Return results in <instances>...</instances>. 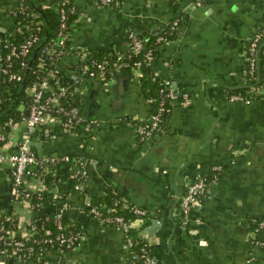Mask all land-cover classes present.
<instances>
[{
  "label": "crops",
  "instance_id": "0c3cea01",
  "mask_svg": "<svg viewBox=\"0 0 264 264\" xmlns=\"http://www.w3.org/2000/svg\"><path fill=\"white\" fill-rule=\"evenodd\" d=\"M12 2L0 0V57L4 36L19 35ZM69 2L76 15L68 52L52 64L64 85L80 94L82 120L70 128L52 123L53 138L28 133L19 120L0 141V152L9 153L27 135L39 142L30 144L36 157L59 160L45 182L58 197L31 208L13 193L8 168L0 163V217H13L10 231L20 236L31 218L60 207L64 223L77 226L82 237L60 253L46 247L42 256L24 260L0 254V264H127L122 230L91 215L85 205L109 206L114 199L145 211L132 226L155 264H264V36L257 44L255 79L243 72L244 46L264 29V0H178L173 10L168 0H121L115 8ZM169 20L177 23L175 36L158 44L149 66L187 92L189 101L167 102L163 131L141 138L134 125L120 120L139 122L150 111L136 69L113 70L103 79L83 74L79 59L82 51L89 57L97 50L124 52L127 27L157 30ZM117 71L131 76L116 81ZM233 94L239 98L230 99ZM76 157L86 170L77 189L71 177ZM198 177L206 190L184 214L179 199L186 183ZM26 184L34 188L38 180L27 176ZM256 219L257 236L248 228Z\"/></svg>",
  "mask_w": 264,
  "mask_h": 264
},
{
  "label": "built area",
  "instance_id": "2783aa9c",
  "mask_svg": "<svg viewBox=\"0 0 264 264\" xmlns=\"http://www.w3.org/2000/svg\"><path fill=\"white\" fill-rule=\"evenodd\" d=\"M15 1V0H14ZM94 4L99 6H112L113 3L118 4L117 0H89ZM69 3L67 8L64 4ZM51 7L58 14V30L54 37L41 48V53L45 54L48 59L52 61L56 58L65 55L68 52L67 49V38L69 28L72 24V20H68L67 13H76V8L69 2V0H57ZM11 15L15 18V23L18 27L19 35L21 36L20 43H12L6 39L2 40V48H6V52L0 57V75H4L5 80H19L21 78V73L18 71L10 70L7 66L8 62L2 63L3 59H8L11 56L25 55L39 40V37L30 28L31 22L20 23L23 17L24 8L22 5V0H17V9L10 10ZM68 20V21H67ZM129 36V49L124 52H117L110 55L112 58L110 60V69L118 70L122 69L127 62L124 61L123 56L130 53H137L141 48V41L136 38L132 33ZM264 36V29L255 32L250 41L248 42L247 49H244V57L246 60V65L244 68V74L248 78L255 79V65H256V52L258 49V42L261 37ZM156 39H160L158 36ZM153 53L150 50L144 51L141 59L132 62V69H136L138 72V66L141 63H150ZM44 61V56L39 55L37 57V66L40 67ZM108 58L101 56V58L90 59L85 51L81 52L79 59L78 68L80 71L87 75L93 76L97 75L103 79L108 77V72H106V64ZM19 67H23L25 62L23 59L19 60ZM1 77V76H0ZM3 78V77H2ZM152 81L157 82L156 92L158 93L159 102L155 107V110L149 114V117L136 123L134 125V130L136 134L145 138L151 134L163 131V126H161V114L169 107L166 105L167 102L174 99H180L182 103H188L189 94L185 91H180L174 89L167 79L158 77L155 72L152 71L150 75ZM50 91L48 95H45L47 91ZM74 90L64 83H60L58 79H55L53 83H47L45 78L31 80L25 86V91L31 95V101L28 104L27 111L25 115L21 116L20 121H23L26 131L28 133H39L43 137L53 138L54 132L51 129V124L59 122L64 128H70L78 124L82 117L79 112L77 105L64 106L59 102V95L65 93L66 91ZM230 99L239 98L238 94L230 95ZM151 97H146V102H151ZM168 104V103H167ZM21 107V105H20ZM12 120L8 118L3 125L0 126V141L4 140L6 137L7 129L5 125H10ZM67 157H64L66 159ZM75 168L71 173L72 187L77 189L82 186V183L86 177V170L84 169L83 160L79 157L74 158ZM57 160L54 157L39 158L36 157L33 150L31 149L29 138L25 135L22 139L15 143V147L9 153L0 152V163H4L8 168V173L10 177V183L12 191L18 197L24 199L28 205L32 208L33 204L29 201V195L32 192H37L41 189H45L44 174L49 173L51 176L55 175L54 164ZM219 168L218 165L214 166ZM27 176H35L38 180V186L31 188L26 184ZM206 190V185L203 178L198 177L191 179L185 185V191L179 199V209L182 213H186L188 209L194 205L199 195H203ZM58 195H53L52 198L55 199ZM115 201L113 202V204ZM87 211L100 219L103 222H111L115 226L119 227L124 233V238L128 248V262L127 264H155L154 258L150 255L146 242L140 243L137 249L134 250L132 244L134 240L132 237L127 235L128 228L132 226V220H123L122 216L119 214H102L94 205L90 204L89 201L85 202ZM113 205L105 207V211H111ZM133 212L137 215L145 214V211L140 208H132ZM62 208L58 207L55 211V216L53 218V223L56 228V232L53 234H46L41 237H33L39 228L38 223H34L31 219L27 222L25 226V231L22 235L15 236L12 231H4L3 225L0 224V254L5 257H15L16 259L24 260L30 258L32 255L42 256L44 254V249L46 247L54 248L59 252H64L67 249L75 246L81 239L82 234L80 231L67 229V223H64L61 217ZM262 225V221L258 226ZM66 230V231H64ZM257 230L255 227L254 231ZM38 242V246H33L28 244V242ZM54 246V247H53ZM45 262H47L45 260Z\"/></svg>",
  "mask_w": 264,
  "mask_h": 264
},
{
  "label": "trees",
  "instance_id": "16d2710c",
  "mask_svg": "<svg viewBox=\"0 0 264 264\" xmlns=\"http://www.w3.org/2000/svg\"><path fill=\"white\" fill-rule=\"evenodd\" d=\"M57 0H22V5L24 8V15L22 19L20 20V23H28L31 22L30 28L32 31L39 37V40L45 35V38L41 41L39 44L35 54L32 56V49L25 54V55H17V56H11L8 59H3L2 63L8 62L9 65L7 66L10 70L18 71L21 73V78L19 80H5L4 75H0V126L4 124V122L10 118L12 120V123H15L21 119V116L25 115L27 111L28 104L31 101V95L28 94L25 91V86L28 84L31 80L34 79H41L45 78L47 80V83L51 84L54 82L55 79H58L60 83L63 84V76L61 72H55L53 68V61L52 59H48L45 54L41 53V48L47 45V43L54 37L58 30V14L57 12L51 7V5ZM116 3L112 4V7H118L120 6L121 0H117ZM170 4V9H175L178 5V0H168ZM70 5L69 3L64 4L65 8ZM17 9V0H13L12 4L10 5V10H16ZM11 13V12H10ZM76 13H67L68 20L74 19ZM67 20V21H68ZM177 30V23L172 24V22L169 20L166 25L163 27L157 29V30H150L147 31L144 28L141 29H134L132 27H127L124 31L125 36L128 38L129 41V33H132L136 38H138L141 41V48L137 53H130V55L127 54L129 52L127 49L126 54L123 56L124 61L127 62V65H125L122 70H131L132 69V62L138 59H141L142 54L146 50H150L154 54L157 51L158 44L167 41L175 36ZM158 36H160V39H156ZM4 39L11 41L12 43H20L21 36L17 35L15 37L10 36H4ZM38 40V41H39ZM37 41V42H38ZM36 42V43H37ZM248 43V41H247ZM245 44L244 49H247V45ZM6 52V48L1 49V56H3ZM39 55L44 56V61L40 67L37 66V57ZM101 56H104L108 58V62L106 64V72L109 74L111 72L110 69V60L112 59L110 57V54L97 50L92 53V56L90 59H97L101 58ZM23 59L25 62V65L21 68L19 67V60ZM152 73V70L148 64L141 63V65L138 66V72L136 73V77L138 79V82L141 85L142 91H143V98L151 97V102H148L150 105L149 108V114L155 110V107L157 106L159 102V96L156 92L157 89V82L152 81L150 79V75ZM3 77V78H2ZM24 77V84L20 87V82L22 78ZM236 91H240V93H243L245 90L244 88L236 89ZM49 90L45 95L49 94ZM15 99V103L12 104V101ZM59 102L60 104L64 106H73L77 105L79 106L81 101L80 94L75 90H69L65 93L59 95ZM21 105V107H19ZM168 106V104L166 103ZM6 111L5 113H3ZM167 110L161 114V126H164V120L165 116L167 114ZM149 114L145 117V119L141 120L144 121L149 117ZM123 122H128L131 125H135V123H138L136 119L131 118L128 119V117L120 118ZM140 122V121H139ZM9 125H5L4 127L7 129ZM164 129V128H163ZM5 139V138H4ZM3 141V140H2ZM51 175L49 173L44 174V181L46 184L50 183L51 181ZM29 201L33 204V209H36L40 206H46L50 205L54 202V199L52 198V193L47 188L41 189L37 192H32L29 195ZM115 203L113 204V202ZM90 204L94 205L99 211L102 212V214H119L122 216L123 220L128 221L133 220L134 218L139 217L140 219H144L145 214L143 215H137L133 212L131 206H128L127 204H124L119 199H114L111 201L110 205H113V209L109 211H105V207H108L107 205H100L93 202H90ZM55 210L48 211L47 213H44L43 215L36 216L31 218V220L34 223H38L39 228L37 229L36 233L33 235V237H41L46 234H53L57 230L55 228V225L53 223V218L55 216ZM180 211V209H179ZM62 220L64 219V214L62 212L61 214ZM65 220V219H64ZM259 219H256L251 222V225H249V230L253 233L255 232L257 236V230L254 231L255 227L257 226ZM15 219L9 215L0 217V224L3 225L4 231L7 229L10 230L14 228L15 226ZM67 229L70 230H80L77 226L73 225L72 223H67ZM138 229L131 226L128 228V232L126 233L130 237L133 238L134 243L132 244L133 249L136 250L137 246L140 243H144V239L141 237V235L138 234ZM66 231V230H64ZM18 236V235H15ZM19 237V236H18ZM255 236H251V240H254ZM28 244H32L34 247L38 246V242H28ZM54 247V246H53ZM49 248V247H47ZM55 248V247H54ZM53 248V249H54ZM55 251H58L54 249ZM59 252V251H58ZM60 253V252H59Z\"/></svg>",
  "mask_w": 264,
  "mask_h": 264
},
{
  "label": "water",
  "instance_id": "95a60500",
  "mask_svg": "<svg viewBox=\"0 0 264 264\" xmlns=\"http://www.w3.org/2000/svg\"><path fill=\"white\" fill-rule=\"evenodd\" d=\"M45 38V35L34 45V47H33V49H32V56L35 54V52H36V50H37V48H38V46H39V44L41 43V41L43 40ZM118 73L116 74V76H112L113 77V79L114 80H119L120 78H118V77H122V76H124L125 75V77H130L131 76V73L130 72H127V73H125V72H123L122 74H121V72H119V71H117ZM124 74V75H123ZM23 84H24V77L22 78V80H21V82H20V89H21V87L23 86ZM119 85V84H118ZM118 89H119V86H118ZM13 103H15V99L12 101V104ZM6 111H4L3 113H5ZM29 143L30 144H39V142L38 141H29Z\"/></svg>",
  "mask_w": 264,
  "mask_h": 264
}]
</instances>
